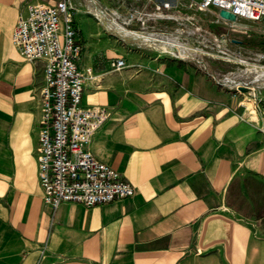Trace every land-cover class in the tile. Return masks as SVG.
<instances>
[{"label":"crops","instance_id":"1","mask_svg":"<svg viewBox=\"0 0 264 264\" xmlns=\"http://www.w3.org/2000/svg\"><path fill=\"white\" fill-rule=\"evenodd\" d=\"M53 1L0 0V264H264V84L235 92L85 5L96 28L73 19L80 99L106 111L87 148L133 192L53 209L42 199L44 59H24L10 32L26 4ZM114 57L124 66L111 69Z\"/></svg>","mask_w":264,"mask_h":264},{"label":"built area","instance_id":"2","mask_svg":"<svg viewBox=\"0 0 264 264\" xmlns=\"http://www.w3.org/2000/svg\"><path fill=\"white\" fill-rule=\"evenodd\" d=\"M88 1L94 8L86 12L96 20L104 17L107 28L119 35L144 33L168 39L157 36L162 32L153 23L171 20L181 24L172 13L179 4L196 10L222 8L234 14L235 18L257 22L264 29V0H183L181 3L178 0H144L140 5L132 2L126 6H122L126 0H119L114 7H96L95 0ZM79 4L76 0L28 3L25 12L17 14L10 32L11 43L24 59H44L35 157L41 196L52 209L62 202L89 206L129 196L133 192L128 181L95 158L87 148L91 134L104 121L106 111L81 103L83 74L75 63L80 44L73 26V14L80 12ZM189 19V15L181 18L183 21ZM146 27L150 29L146 30ZM179 52L182 53V48L176 52L171 48L167 51L175 58L186 56L183 53L179 55ZM240 64L244 67L243 63ZM109 66L117 69L124 66V61L121 57H114ZM257 67L263 70L264 61ZM211 77L216 83L227 82L241 94L243 92L237 86L247 84L246 81L213 74ZM261 112L264 115V105Z\"/></svg>","mask_w":264,"mask_h":264},{"label":"rangeland","instance_id":"3","mask_svg":"<svg viewBox=\"0 0 264 264\" xmlns=\"http://www.w3.org/2000/svg\"><path fill=\"white\" fill-rule=\"evenodd\" d=\"M118 1L95 0L94 4L96 7L98 5L114 7ZM143 1L126 0V2L122 3V6L132 4V2L140 5ZM178 1L179 3L183 2L182 0ZM81 2L79 4L80 12L73 14L74 22L75 24L78 23V28L82 31L86 29L93 30L96 28L94 18L82 10L86 6L91 11L94 8L93 4L88 0H81ZM172 13L176 16L177 21L182 22L181 24L171 20H157L153 23L154 27H157V30L162 32L157 34V36L168 39L152 36L158 41L144 40V42L161 45L159 41L164 40L181 45L185 47L182 48V53L186 55L183 58L202 61L211 74L220 78L226 77L231 80L245 81L251 78L254 79L256 74L261 71L257 66L256 68L244 66L246 67L244 68L240 64L243 61L254 64L263 63L264 61L262 57L264 56V29L257 22L243 18H235L234 21L222 19L217 15L215 7L196 10L179 4ZM187 15L191 17L189 21L181 20ZM147 29H150V27H146ZM161 46L167 47L168 45L163 44ZM167 48H171L173 52H176L177 49L170 46ZM197 50L212 55L200 53ZM235 59L243 61L238 62ZM255 83L264 84V78L255 80Z\"/></svg>","mask_w":264,"mask_h":264},{"label":"bare ground","instance_id":"4","mask_svg":"<svg viewBox=\"0 0 264 264\" xmlns=\"http://www.w3.org/2000/svg\"><path fill=\"white\" fill-rule=\"evenodd\" d=\"M149 35V34H148ZM146 35V34H144V33H136V37H138V38H141V39H143V40H149V41H158V39H156V38H153L152 37V35ZM159 43L161 44V45H163V44H167L168 46H170V47H175V49H176V51H178L180 48H185V47H183V46H181V45H178V44H176V43H172V42H168V41H164V40H160L159 41ZM167 46V47H168ZM193 51H196V50H194V49H192ZM197 52H200V53H206V52H203V51H201V50H197ZM180 54H182L181 52H179V55ZM206 54H209V55H212V54H210V53H206ZM236 61H238V62H241V61H243V60H239V59H235ZM241 63H243L244 64V66H248L247 68H251V67H255L256 68V66H257V64H254V63H249V62H246V61H243V62H241ZM246 68V67H245ZM261 71L260 72H258L257 74H256V76L254 77V79L253 80H259V79H262V78H264V69L262 70V69H260Z\"/></svg>","mask_w":264,"mask_h":264},{"label":"water","instance_id":"5","mask_svg":"<svg viewBox=\"0 0 264 264\" xmlns=\"http://www.w3.org/2000/svg\"><path fill=\"white\" fill-rule=\"evenodd\" d=\"M217 15L222 18V19H225V20H228V21H234L235 20V16L234 14L230 13L229 11L225 10V9H222V8H219L217 9ZM263 59H264V56H263ZM254 81L252 78L249 79V83ZM237 89L242 91V92H245L249 89L248 87V84L246 85H239L237 86Z\"/></svg>","mask_w":264,"mask_h":264}]
</instances>
